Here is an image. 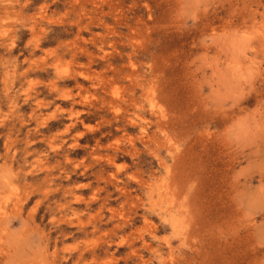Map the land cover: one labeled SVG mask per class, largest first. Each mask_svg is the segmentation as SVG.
Instances as JSON below:
<instances>
[{"label": "rangeland", "instance_id": "1", "mask_svg": "<svg viewBox=\"0 0 264 264\" xmlns=\"http://www.w3.org/2000/svg\"><path fill=\"white\" fill-rule=\"evenodd\" d=\"M0 264H264V0H0Z\"/></svg>", "mask_w": 264, "mask_h": 264}]
</instances>
